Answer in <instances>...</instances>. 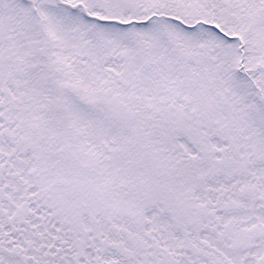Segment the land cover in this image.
<instances>
[{"label":"snow or ice","instance_id":"obj_1","mask_svg":"<svg viewBox=\"0 0 264 264\" xmlns=\"http://www.w3.org/2000/svg\"><path fill=\"white\" fill-rule=\"evenodd\" d=\"M0 264H264V0H0Z\"/></svg>","mask_w":264,"mask_h":264}]
</instances>
